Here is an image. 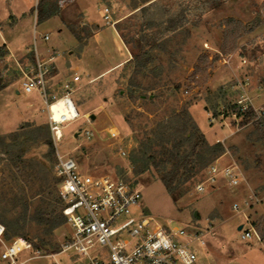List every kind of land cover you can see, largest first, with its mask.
Returning a JSON list of instances; mask_svg holds the SVG:
<instances>
[{"label": "rangeland", "instance_id": "obj_1", "mask_svg": "<svg viewBox=\"0 0 264 264\" xmlns=\"http://www.w3.org/2000/svg\"><path fill=\"white\" fill-rule=\"evenodd\" d=\"M152 1L106 2L113 19L119 20L116 27L132 58L97 79L78 71L81 87L74 97L82 116L66 124L57 141L41 98L17 92L22 86L21 68L34 56L31 11L36 0L12 1L14 13L21 15L17 41L24 43L0 60L7 84L0 91V223L6 227V241L25 237L33 243V249L23 255L32 257L29 264H82L85 260L72 249L62 252L70 227L62 212L55 170L57 150L74 155L84 172L121 177L140 187V208L162 222L214 223L217 236L209 238L213 246L205 247L202 255L208 254L209 247L212 252L219 251L222 259L228 258L227 264H264V0H188L189 22L170 33L162 31L166 16L161 11L153 25L138 11ZM158 1L172 14L180 9L179 0ZM6 4L0 0V16L5 14ZM70 6V0H49L47 4L61 13ZM69 22L80 38L79 52L90 29ZM36 29L41 48L48 42L42 38L48 31L41 24ZM116 55L113 53L112 60ZM106 65L103 62L98 69ZM58 72L57 80L70 69ZM241 83H247L245 89ZM245 95L252 99L254 117L239 115L235 102ZM185 111L207 141L222 142L225 151L213 160L214 153L206 146L199 147L206 160L196 156L195 164L188 167L191 171L180 170L174 181L179 187L171 196L161 178L175 160L166 169L152 165L139 173L137 168L142 165L141 151L147 147L158 162L166 157V149L183 141L181 128L168 142H162L160 132L172 125L169 123L176 114L183 116ZM81 127L93 130L94 135L81 136ZM188 147L184 143L180 149ZM121 150L128 154L123 157ZM216 160L221 166L236 162L245 176L244 186L234 190L223 182L205 193L197 192V183ZM252 194L263 197L262 203L250 210L261 245L257 239H241L237 222L243 219L233 209L236 201L244 205L252 202ZM40 213L54 218L57 226L37 222Z\"/></svg>", "mask_w": 264, "mask_h": 264}, {"label": "built area", "instance_id": "obj_2", "mask_svg": "<svg viewBox=\"0 0 264 264\" xmlns=\"http://www.w3.org/2000/svg\"><path fill=\"white\" fill-rule=\"evenodd\" d=\"M262 12L264 17V8ZM102 16L114 22L108 6L103 8ZM36 32L34 29L33 60L21 68L20 90L40 96L57 141L62 138L65 125L82 116L74 97L82 78L78 72H73L57 80V53L43 54ZM42 38L48 41L50 34L45 33ZM246 84L240 85L245 89ZM60 103L61 109L56 111L55 107ZM235 104L242 114L253 106L252 99L246 95ZM79 133L85 138L94 135L93 130L85 127L79 128ZM120 154L125 157L128 153L121 150ZM217 161L209 166L207 176L197 183V192H207L222 179L230 188L240 186L245 180L236 162L221 166ZM55 170L60 180L62 211L70 227L62 252L74 250L84 257L82 264H203L202 250L209 245V238H215L218 233L214 223L171 225L162 222L140 208L143 196L140 187L121 177L84 172L70 153L57 150ZM252 198L253 203L263 201V197L255 194ZM233 209L244 215V221L240 223L243 224L241 239L260 238L257 227L245 214L243 204L234 202ZM5 236L6 227L0 223V264H29L32 257L24 258L23 255L33 249V243L25 237L6 241Z\"/></svg>", "mask_w": 264, "mask_h": 264}, {"label": "crops", "instance_id": "obj_3", "mask_svg": "<svg viewBox=\"0 0 264 264\" xmlns=\"http://www.w3.org/2000/svg\"><path fill=\"white\" fill-rule=\"evenodd\" d=\"M12 1L13 0H6V12L4 15L0 16V46L5 44L8 51L10 50L13 53L17 46L24 42L17 41L20 36L17 25L21 15L14 13L11 6ZM107 1L109 0H70V9L62 11V13L58 11L51 17L38 21L36 6L39 0H36V6H34L31 11L34 16V29L41 24L48 31L47 33L50 34L48 42H45L39 49L45 55L49 52L57 53L55 67L56 77H59L58 71L66 73L67 69H70L69 74L66 73V75L63 74L62 76L67 77L72 75L73 72L80 71L90 79H97L120 69L130 61L132 58L130 50L127 48L116 27L119 20L113 19L112 13L111 17L114 20L113 23L102 16L105 6H108L110 10L112 9L106 3ZM27 13L28 11L24 12L23 15ZM69 20L73 21L78 27H81V29H90L89 38L84 42L79 52L76 48L80 45V38L70 29ZM36 36L38 37L37 32ZM113 53H117L116 60H112ZM103 62L107 63V65L98 69L99 65ZM17 92L21 93V90ZM26 95L39 96L37 93ZM221 183H223V181ZM243 184L233 189L236 190L244 186ZM253 201L254 200L250 202V206H247L246 203L245 205L243 204V210L249 217H251V206L262 203H253ZM195 215L197 216L198 213L195 212ZM235 215L241 216L244 221V215L242 213L236 212ZM243 221L237 222V226ZM252 239H257L259 244H262L261 238L253 237ZM213 243L215 244L216 242ZM208 246L210 247L211 245L209 244ZM209 247L207 249L208 252H206L208 254L202 256L203 264H227L229 262L227 260L228 258H221L219 251L212 252Z\"/></svg>", "mask_w": 264, "mask_h": 264}, {"label": "trees", "instance_id": "obj_4", "mask_svg": "<svg viewBox=\"0 0 264 264\" xmlns=\"http://www.w3.org/2000/svg\"><path fill=\"white\" fill-rule=\"evenodd\" d=\"M49 0H39L37 5V11H38V21H42L48 17H51L52 15L56 14L57 11H55L52 8H47ZM180 9L175 12L174 14L169 12V8L167 6L162 5L160 1L154 0L150 2L148 5L140 8L138 11L142 14L143 17H147V22H149L151 25H153L156 22L157 15L159 14V11L163 13L166 18L164 21L163 26V33H170L175 32L176 30L183 27L186 23L189 22V14L191 13V5L188 0H179ZM163 16V17H164ZM123 36V35H122ZM9 54V51L6 47V45L0 46V60L7 56ZM138 57L137 55L135 56ZM7 86L2 69L0 68V91H2ZM185 114V115H184ZM182 116V114H176L173 120L170 121L169 127L164 126L162 127V130L160 132V136L162 137V142H168L170 140V137L172 136V133L176 132L177 129L181 128L182 134H183V141L180 142L178 145L172 146L169 149H166L167 152H165L166 157H162L160 161H156V156L154 154H151L149 152V148L142 150L140 159L142 160V165L140 169L137 168V171L139 173H142L149 169L152 165L155 167H161L162 169H166L167 165L175 160L173 168L168 172L165 176L161 178L164 185L166 186L168 192L172 196L175 191L178 189V185H174V181L179 175V172L182 168L189 170V165L192 164L197 160L196 156H200L202 158V162L206 160V157L204 155L199 154L198 148L201 146H206L210 152L214 153L213 160L216 159L219 155H221L225 151V147L222 142L218 141L214 144H210L205 135L200 132L198 124L193 121L191 115L189 112L185 111ZM239 115H242L241 112H239ZM244 116H255V112L253 110L247 111L243 114ZM175 118L177 120L175 121ZM191 126L193 128L192 131H188V127ZM197 132H200L201 135L199 137V140H195V135ZM49 147L50 151H54L53 142L49 141ZM188 143L189 147L185 148L184 150H181L180 147L184 144ZM135 160V159H134ZM136 161V160H135ZM134 161V162H135ZM61 197V196H60ZM62 200V199H61ZM63 212V211H62ZM39 223H46L50 224L52 226H57V222L54 218H49L46 214L40 213L39 218L36 219ZM259 232V231H258ZM260 235V233H259ZM261 237V235H260Z\"/></svg>", "mask_w": 264, "mask_h": 264}, {"label": "water", "instance_id": "obj_5", "mask_svg": "<svg viewBox=\"0 0 264 264\" xmlns=\"http://www.w3.org/2000/svg\"><path fill=\"white\" fill-rule=\"evenodd\" d=\"M91 117H92V118H95L96 116H95V114H92ZM242 228H243V224H240V225L238 226V230H241Z\"/></svg>", "mask_w": 264, "mask_h": 264}, {"label": "bare ground", "instance_id": "obj_6", "mask_svg": "<svg viewBox=\"0 0 264 264\" xmlns=\"http://www.w3.org/2000/svg\"><path fill=\"white\" fill-rule=\"evenodd\" d=\"M61 106H62V103L58 104V105L55 107L56 111H57V110H60V109H61Z\"/></svg>", "mask_w": 264, "mask_h": 264}]
</instances>
